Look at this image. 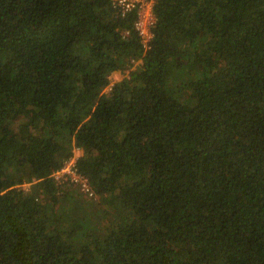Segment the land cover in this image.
<instances>
[{
	"label": "trees",
	"instance_id": "trees-1",
	"mask_svg": "<svg viewBox=\"0 0 264 264\" xmlns=\"http://www.w3.org/2000/svg\"><path fill=\"white\" fill-rule=\"evenodd\" d=\"M154 12L0 0V264H264V0Z\"/></svg>",
	"mask_w": 264,
	"mask_h": 264
},
{
	"label": "built area",
	"instance_id": "built-area-1",
	"mask_svg": "<svg viewBox=\"0 0 264 264\" xmlns=\"http://www.w3.org/2000/svg\"><path fill=\"white\" fill-rule=\"evenodd\" d=\"M157 0H114V6L123 14L135 13L137 18L135 28L139 33L144 46H148L153 38V27L156 23L154 7ZM81 154V150L76 148L74 155L65 161L63 166L55 171L51 177L58 183H70L77 185L82 191L85 198L89 200L98 199L97 193L89 183V180L78 172L76 167L77 160Z\"/></svg>",
	"mask_w": 264,
	"mask_h": 264
},
{
	"label": "rangeland",
	"instance_id": "rangeland-1",
	"mask_svg": "<svg viewBox=\"0 0 264 264\" xmlns=\"http://www.w3.org/2000/svg\"><path fill=\"white\" fill-rule=\"evenodd\" d=\"M147 47L148 46H145V48H147ZM137 67H138V64H136V67L135 68H137ZM135 68H133V69H135ZM129 73L130 72H128V71H126V72L113 73L110 76V86L107 87L104 92L108 91L113 86V84H115L116 82H120L121 80H124L125 78H127L129 76ZM77 155L78 156H81L82 154H77ZM29 187H30V184H25L23 186V188L26 189V190H28Z\"/></svg>",
	"mask_w": 264,
	"mask_h": 264
}]
</instances>
